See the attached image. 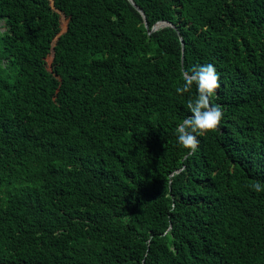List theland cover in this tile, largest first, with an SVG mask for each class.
Wrapping results in <instances>:
<instances>
[{"label": "trees", "instance_id": "16d2710c", "mask_svg": "<svg viewBox=\"0 0 264 264\" xmlns=\"http://www.w3.org/2000/svg\"><path fill=\"white\" fill-rule=\"evenodd\" d=\"M132 1L0 0V264H264V0Z\"/></svg>", "mask_w": 264, "mask_h": 264}, {"label": "clouds", "instance_id": "9594fccd", "mask_svg": "<svg viewBox=\"0 0 264 264\" xmlns=\"http://www.w3.org/2000/svg\"><path fill=\"white\" fill-rule=\"evenodd\" d=\"M185 83L182 87H177L178 94L189 92L195 83L197 87V97L188 101V109L192 115L185 118L177 127V142L189 149V154H195L198 146V135L202 136L206 132L215 131L221 123L223 110L218 104L213 103L214 92L220 87L219 76L215 66L211 63L195 66L190 72L183 73ZM256 192L264 191V186L260 182L251 185Z\"/></svg>", "mask_w": 264, "mask_h": 264}, {"label": "water", "instance_id": "95a60500", "mask_svg": "<svg viewBox=\"0 0 264 264\" xmlns=\"http://www.w3.org/2000/svg\"><path fill=\"white\" fill-rule=\"evenodd\" d=\"M131 2L134 4V2L131 0ZM135 5V4H134ZM137 8H138V10L141 12V13H143V10L141 9V8H139L137 5H135ZM166 24H170V23H168L167 21H165V20H160V21H158V22H156L153 26H152V28H151V30H154V29H156V28H158V27H160V26H163V25H166ZM181 41H182V39H181Z\"/></svg>", "mask_w": 264, "mask_h": 264}, {"label": "rangeland", "instance_id": "374dc122", "mask_svg": "<svg viewBox=\"0 0 264 264\" xmlns=\"http://www.w3.org/2000/svg\"><path fill=\"white\" fill-rule=\"evenodd\" d=\"M66 22H67V20L62 16L61 17V26H62V28L64 29L65 28V26H66ZM50 60V58H48V61Z\"/></svg>", "mask_w": 264, "mask_h": 264}]
</instances>
